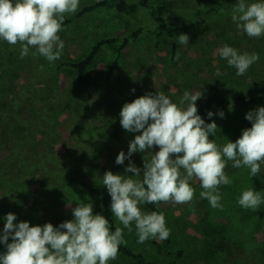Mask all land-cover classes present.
I'll use <instances>...</instances> for the list:
<instances>
[{
	"label": "rangeland",
	"instance_id": "1",
	"mask_svg": "<svg viewBox=\"0 0 264 264\" xmlns=\"http://www.w3.org/2000/svg\"><path fill=\"white\" fill-rule=\"evenodd\" d=\"M94 1L81 0L79 9ZM126 1L125 13L99 8L63 23L58 33L65 44L63 54L51 64L31 53L20 59L18 45L0 42V217L11 212L17 216L15 222L57 226L73 218L68 204L92 202L94 213L101 196L110 204L102 177L109 170L123 174L128 161L117 165L116 157L122 150L127 153L129 141L139 134L122 128L119 113L124 103L147 92L163 91L179 103L185 90H201L198 114L206 123L214 120L221 129L209 137L218 145L235 142L242 129L251 127L245 114L264 106V100L244 103L225 98L220 102L226 93H264V36L250 38L236 30L229 15L236 2L146 0L143 6L139 0ZM163 4L168 9V26L177 27L171 36L158 33L150 14L152 6ZM182 33L189 36V46L175 42ZM104 37H127L128 43L123 48L119 42L104 45L84 77L77 80L76 71L63 62L82 58ZM224 43L241 52H256L260 59L245 75L237 76L235 68L214 55ZM114 62L117 69L107 79ZM217 67L222 72L219 77ZM215 105L212 112L222 110L224 118L214 115L209 120L207 112ZM144 155L133 154L136 166H143ZM225 172L232 183L220 188L222 209L212 208L200 197L203 189L195 178L190 181L195 189L190 203H160L174 255H165L155 239L137 243L135 231L125 229L126 246L153 264H264V204L252 211L236 202L243 188L264 193L254 181L258 178L264 184V165L256 177L246 168H233L231 161ZM74 177L98 188L100 195ZM3 225L0 219V229ZM4 250L0 244V251ZM130 262V257L118 253L109 264Z\"/></svg>",
	"mask_w": 264,
	"mask_h": 264
},
{
	"label": "clouds",
	"instance_id": "2",
	"mask_svg": "<svg viewBox=\"0 0 264 264\" xmlns=\"http://www.w3.org/2000/svg\"><path fill=\"white\" fill-rule=\"evenodd\" d=\"M80 3L81 0H0V42L18 45L20 59L31 53L54 63L61 59L65 47L58 34L63 30L65 16L75 14ZM229 15L238 32L250 38L264 36V0H236ZM189 39L182 33L175 42L189 46ZM214 55L235 68L237 76L245 75L260 59L256 52H241L227 43L217 47ZM215 75H222L220 68H216ZM202 95L201 90H185L176 103L156 90L122 106V128L139 134L129 141L127 153L122 150L116 157L117 165L128 161L123 174L109 170L102 177L111 198L110 211L122 227L112 230L101 212L94 213L92 202L75 207L68 204L73 218L57 226L50 222L34 226L28 221L15 222L16 214L9 212L0 217L4 221L0 244L5 248L0 251V264H109L117 259L120 246L127 244L125 229L135 231L139 244L166 240L171 230L164 213L145 211L142 205L190 203L195 192L190 181L194 178L203 189L200 197L212 208L222 209L220 188L232 183L225 172L228 161L233 168L248 169L252 177L264 165V106L245 114L251 127L242 129L235 142L228 140L218 145L209 137L221 129L214 120L206 123L198 114L196 101ZM214 115L224 118L225 114L222 110L207 112L209 120ZM135 153L145 154L142 167L132 160ZM236 202L244 209L257 211L264 204V193L243 188Z\"/></svg>",
	"mask_w": 264,
	"mask_h": 264
},
{
	"label": "trees",
	"instance_id": "3",
	"mask_svg": "<svg viewBox=\"0 0 264 264\" xmlns=\"http://www.w3.org/2000/svg\"><path fill=\"white\" fill-rule=\"evenodd\" d=\"M217 5L223 4V3H232L236 2V0H216L215 1ZM140 5L147 6V1L146 0H139ZM99 8H112L115 9L118 12L125 13L128 10V4L126 0H96L90 4H85L80 7V9L75 13L74 15L70 17H66L64 20V23H68L75 18L84 16L90 12H93ZM166 5H157V6H152L150 10L151 16L154 18V20L157 22V28H158V33L171 36L173 33L176 32L177 27H169L166 21V16H167V10ZM136 35V32L133 33V36ZM120 43V48H123L124 46L127 45L128 43V38L127 37H104L99 39L97 42H95L90 51L87 52L82 58L75 60V61H65L63 62V65L68 66L76 71L77 75V80H81L86 72L88 71L89 67L95 60L96 55L100 51V49L104 45H109V44H114V43ZM117 69V65L114 62L113 65H111L107 72H106V78L108 79L114 72V70ZM225 98H231L234 101L237 102H244V103H251V102H257L264 100V93L257 95V96H244L240 94H231V93H226L223 96V99L220 101L222 102ZM218 105H215L210 109V111H213ZM207 118V115H206ZM17 119V118H16ZM74 180H76L78 183H80L83 187H85L87 190L97 193L100 195L99 189L96 187L90 186L86 181L79 179L77 177H74ZM255 184L259 188H264V184L259 182V179L256 178L254 179ZM146 209L150 211H158L162 212L160 207L155 205V204H145L144 205ZM97 212H101L110 223V226L112 230H115L117 227L115 224L114 216L112 215L110 211V204L108 202V199L104 196L100 197V204L97 208ZM167 224V222H166ZM171 238L172 235L170 233V236L163 241H159L157 244L162 252H164L165 255H174L172 251L170 250V243H171ZM118 253L124 254L132 259V262L130 264H153V262L147 260L141 253H136L133 252L130 248H128L126 245H121L119 248ZM180 252H177L175 256H179Z\"/></svg>",
	"mask_w": 264,
	"mask_h": 264
}]
</instances>
